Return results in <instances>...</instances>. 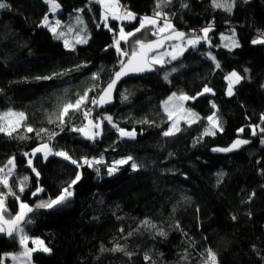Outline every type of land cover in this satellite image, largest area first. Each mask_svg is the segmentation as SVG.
<instances>
[{"label": "trees", "instance_id": "1", "mask_svg": "<svg viewBox=\"0 0 264 264\" xmlns=\"http://www.w3.org/2000/svg\"><path fill=\"white\" fill-rule=\"evenodd\" d=\"M4 2L10 7L0 11V113L14 109L26 119L11 136L0 133V168L4 169L0 176L7 174L11 167L7 162L14 159L9 186L33 208L28 214L32 223L22 225L24 231L51 249L32 253L31 263L206 264L211 249L216 264H264V43H252L264 39V0H229L231 12L214 8L212 0H171L159 10L186 34L185 40L203 36L202 29L212 25L209 40L187 47L177 60L154 65L149 74L122 82L114 105L107 109L91 100L98 99L121 60L127 59L117 53L114 38L120 27L130 32L139 27V18L153 16L160 0H119L137 19L118 23L109 18L108 27L96 0H57L58 27L44 0ZM46 14L50 26L64 35L80 17L87 43L72 41L74 46L66 48V35L56 38L41 25ZM154 30L151 26L141 30L128 44L121 41V48L130 53L134 40L156 38ZM231 33L239 46H221L220 35ZM233 71L242 79L229 96L226 77ZM205 87L212 91L203 93ZM85 92L88 101L81 110L70 111L60 124L57 116L62 106ZM173 93L196 97L184 106L199 119L188 123L192 119L188 117L178 123L179 132L164 136L170 120L162 102ZM89 109V119L101 123V134L94 140L72 130L86 125L83 112ZM214 112L223 131L214 129V135H204L210 127L207 117ZM27 127L34 131L27 132ZM118 128L134 131L135 137H122ZM237 139L249 143L232 152L213 151ZM45 143L53 151L67 152L81 167L59 156L47 160L43 153L33 156V150ZM129 156L139 165L136 171L131 161L116 164ZM101 157L92 167L83 163L85 158ZM112 167L118 170L109 175ZM77 172L80 180L73 185L69 202L54 209L36 208L58 196ZM25 176L29 179L20 193ZM38 187L43 191L33 196ZM7 192L0 185L6 218L19 211V201ZM143 221L155 227H146ZM116 245L124 251H110ZM102 247L109 251H101ZM20 251L18 235L0 238V258ZM3 264L10 261L5 259Z\"/></svg>", "mask_w": 264, "mask_h": 264}, {"label": "snow or ice", "instance_id": "2", "mask_svg": "<svg viewBox=\"0 0 264 264\" xmlns=\"http://www.w3.org/2000/svg\"><path fill=\"white\" fill-rule=\"evenodd\" d=\"M46 4L49 5V11L52 13H55L59 10L60 5L57 3V0H44ZM171 0H160V2L157 3V11L154 12V15L152 17L144 16L139 18L140 23L139 27L135 28L133 31L125 32L123 27H120L119 29V35L118 38H114L113 46H115L117 53L121 57H126V62L124 60H121L120 62V69L119 71H116L114 73V78L111 80V82L108 84L107 88L103 90L102 95L99 98V101L93 99L91 100V103L93 104H104L107 103L111 97V92L115 88L117 82L123 77L128 75L129 73L133 72H144V71H151L153 69L154 65H163L165 63H170L171 61L177 60L180 55L183 54V51L185 50L183 44H172L171 45V51H165L160 52L159 54H155L158 49H161L164 47L165 41H185L186 34L180 31H177L172 23L168 21L167 16L165 13L160 11L163 6H167L168 3H170ZM96 3H99L103 9L101 13V19L104 21V27H108V19L109 17L112 20H135L137 19L136 14L132 13L130 11H127L124 9L120 3L119 0H96ZM212 4L214 8L224 9L225 11L231 12L233 3H230L229 0H212ZM184 7H187V5H183ZM9 5L4 2V0H0V9H9ZM159 19H163L164 23L161 26L159 24ZM78 23H83V20L80 17H77ZM59 20L56 21V27L59 26ZM41 25L44 27L49 28V31H51L56 38H60V36H63V33H56V27H52L49 24L48 15L46 14L41 22ZM99 26V25H98ZM149 26H151L155 31L152 32V35L157 36L156 40L153 41H143L136 39L134 42H132V48L131 52L129 53L127 50L121 48V41H123L125 44L129 43V38L134 37L136 33L141 32V30L147 29ZM111 31L112 29L109 28ZM212 30V25H209L208 27L202 29L203 36H194V38L187 39V44L195 47L197 44L200 43L201 40H209L208 33ZM166 33V34H165ZM264 36V34H262ZM223 38V37H222ZM76 43H87V39L85 38H78ZM252 43H264V39H256L253 40ZM65 47H69V42L67 40L64 41ZM233 47H238V43L233 39L232 41ZM208 56L210 59L215 61V57L211 55V53H208ZM165 57H170V60H165ZM216 67L219 68V63H216ZM177 69L173 68L172 71L175 72ZM247 71V70H246ZM170 74V73H169ZM165 75V79H168V75ZM97 77L94 75L93 79H96ZM37 79H52V77H38ZM226 79L229 81L228 86V95L231 96L233 94V86L235 84L240 83L242 77L236 73L235 71L231 72ZM212 90L208 87H205L203 90V93H209ZM203 93H200L199 95H203ZM124 99H127L125 96ZM189 99H196V97H189L187 95L181 94L177 96L176 93H173L172 96L168 98L167 101L164 102L165 105V111L168 112L169 120H172V126L163 133L164 136H171L174 135L176 132L180 131V128L178 126V120L173 119V112H170L168 109V104L172 100H179V101H186ZM88 101V94L87 92L84 93V95L80 96L78 99L75 100V102H68L65 103L59 115L57 116V120H59L60 124L65 123V117L69 115L70 111H80L82 105H84ZM178 108L183 109V104L177 105ZM213 108L216 107L215 104L212 105ZM183 111L187 114L188 117H191L192 119L188 120V123H194L196 120L199 119L196 113L192 112L189 109H183ZM84 118L88 121V123L81 127V128H73V131L82 133L85 138L89 140H94L97 136H99L101 133L99 131H96L101 128L100 122H93L89 119V116L91 115V110H85L83 112ZM26 119L25 114L23 112H13L9 110L5 113H0V133H5L8 136H11L13 132H15L18 128L23 126V121ZM104 120H107L108 123L112 124L113 127H116V125L112 122V118L110 116H105L103 118ZM207 120L209 122L210 127L205 129L204 135H214L215 132L214 129H218L220 131H223L222 123L217 117L216 113L214 112L211 116L207 117ZM261 120L264 121V115L261 116ZM54 121L50 118L49 123H53ZM27 132H33L34 129L31 127L26 128ZM46 131L45 129H41L40 132ZM117 131L120 133L122 137H129L134 138L135 132H129L124 129H117ZM240 132H243L244 129H239ZM262 132H264V128L261 129ZM253 135L256 134L255 129H253ZM39 135V133H37ZM56 133H53L52 136H55ZM21 139H24L25 137H20ZM51 138V137H50ZM264 143V140L261 141ZM249 141L245 139H237L235 140L229 147L227 148H216L213 149V151H219V152H232L233 150H236L240 148L242 145L248 144ZM37 153H43V157L45 160L50 155L59 156L62 157L65 160H69L72 164L76 165L77 168L81 167V164L75 160L72 159V157L65 151H53V148L49 146V144L45 143L40 145L39 147L35 148L32 152V155H36ZM25 155H28L25 153ZM102 161V157L100 160H88L85 158L83 160V163L86 164L88 167H92L95 163H100ZM131 161V168L133 171H136L139 167L137 163L133 161V158L131 156L127 157L126 159H122L119 161H116L117 165H123L126 163H129ZM8 172L6 176H0V185H3L5 188H8V192L6 195L8 196H14L17 201H19V211L14 215L6 218V212L7 209L5 207V194L0 193V233H6L9 237H13L14 235H19V243L21 245L22 251L18 254L11 255V258L13 260H17L20 257L25 258V260L28 262V264H31V257L32 253L36 251H43L45 253H48L51 251L49 249L44 241L40 240L39 238L31 239L32 245L34 247H28V243L30 240V237L25 233L24 227L22 225L24 224H31L32 219L29 218L28 214L33 212V208L30 207L28 204L24 203L20 200V196L17 195L15 192L12 191L11 187L9 186V180L8 176L12 175L13 169L15 168L14 159L8 160ZM29 167H32V160H28ZM118 169L115 167L109 168L108 173L109 175H112L114 172H116ZM32 171L36 173V176H39V172L36 171L35 167H32ZM4 172L3 168H0V173ZM29 177L25 176L23 177V180L21 181L19 192L23 193L25 191L26 182L28 181ZM80 180V173L77 172L75 175V178L71 180L70 183L66 187H64L60 194L56 196L55 198H51L47 201H42L36 205V208H45V209H54L57 206L64 205L67 202L70 201V198L73 196L72 187ZM42 188H37L35 192L32 193L33 196H36L39 192H42ZM255 195L254 193L252 194ZM252 199V196H249V200ZM233 219H236V217H233ZM142 224L146 227H155V225H152L149 221H143ZM122 231V230H121ZM160 235H164L163 232L159 233ZM131 235V233H129ZM101 251H109L108 249L101 248ZM112 252H121L124 251L119 245H116L112 249H110ZM127 255H131L130 253H126ZM9 255V254H6ZM150 257L145 256V260H149ZM264 259V257H262ZM0 264H3V258H0ZM206 264H216V255L214 252L211 251V249L207 250V261Z\"/></svg>", "mask_w": 264, "mask_h": 264}, {"label": "rangeland", "instance_id": "3", "mask_svg": "<svg viewBox=\"0 0 264 264\" xmlns=\"http://www.w3.org/2000/svg\"><path fill=\"white\" fill-rule=\"evenodd\" d=\"M0 11H1V9H0ZM57 12H59V10L57 11ZM57 12H55L54 14H53V21L52 22H54V20H59V18H58V16L56 15L57 14ZM149 17H152V16H149ZM168 19V18H167ZM126 21H129V20H126ZM131 21H133V20H131ZM130 21V22H131ZM168 21H170L169 19H168ZM171 22V21H170ZM140 23V22H139ZM163 23H164V20L163 19H159V24L162 26L163 25ZM52 27H54V25H52ZM67 29V35H66V33H65V35H66V37L63 39L64 41L65 40H67L68 42H69V45H71V46H69V47H67V48H72L74 45H73V43H72V41H77V39L78 38H84L85 37V35H84V33H83V31L85 32V30H84V28H83V26L82 25H79V23L76 21L75 22V24H72V26L71 27H67L66 28ZM155 31V30H154ZM64 35V34H63ZM64 35V36H65ZM118 35H119V31L117 32V34H116V38H118ZM223 37V38H222ZM156 38H157V36H156ZM233 39L236 41V43H238L237 42V38L235 37V35H234V33H231V34H221L220 35V45L221 46H223V47H227V48H230V47H233L232 46V41H233ZM63 41V42H64ZM184 42V43H183ZM183 42H177V43H175V44H183V46H184V48L186 49L187 47H189L190 45H188L187 44V40H185V41H183ZM172 45V44H171ZM171 45H169V44H167L166 46H165V48H163V49H161L160 51H158V52H156L155 54H159L160 52H165V51H171ZM165 60H168V59H170V57H165L164 58ZM227 94H228V90H227ZM179 95H181V94H177V96H179ZM170 96H172V95H170ZM169 96V97H170ZM168 97V98H169ZM168 98L166 99V100H164L163 102H162V109H163V111H164V113L166 114V116H167V118L169 119V117H168V112H166L165 111V105H164V102L165 101H167L168 100ZM183 104V109H186L185 108V106H184V103H185V101H179V100H172L171 102H169V104H168V109H169V111L170 112H173V119L174 120H178V123L180 122V121H182V120H188L187 118H188V116H187V114L183 111V109H180V108H178L177 107V105H179V104ZM9 110H11V111H13V112H20V111H17V110H14V109H9ZM9 110H5V111H3L2 113H5V112H8ZM87 123H88V121H87ZM86 123V124H87ZM172 123H173V121L172 120H170V124H169V128L172 126ZM96 131H99V129L98 130H96ZM7 174H2V176H6ZM8 178V177H7ZM4 234H6V233H4ZM18 238H19V235H18ZM28 247H34V245H32V243H31V239L29 240V243H28ZM21 251H22V248H21ZM20 251V252H21ZM19 252V253H20ZM11 255H14V254H9V255H4V257H5V259L6 260H8V261H10V264H28V262L25 260V258H23V257H20L19 259H17V260H13L12 258H11ZM4 258H3V260H5ZM32 264V263H31Z\"/></svg>", "mask_w": 264, "mask_h": 264}, {"label": "water", "instance_id": "4", "mask_svg": "<svg viewBox=\"0 0 264 264\" xmlns=\"http://www.w3.org/2000/svg\"><path fill=\"white\" fill-rule=\"evenodd\" d=\"M156 39H157V38H154V39H152V40H150V41H153V40H156ZM175 41H179V40L165 41V44H167V43H174ZM165 44H164V46H165ZM163 48H164V47H163ZM163 48H161V49H163ZM161 49H158L157 52L160 51ZM125 62H126V61H125ZM119 69H120V67L118 68L117 71H119ZM153 69H154V66H153ZM153 69H152L151 71L133 72V73H129V74L126 75V76H123V77L117 82L115 88L112 90V92H111V97H110L109 101H108L107 103H104V104H97V106H98L99 108H101V109H107V108L112 107V106L114 105V97H115L116 90H117L118 86H119L122 82H124V81L127 80V79L137 78V77H140V76H143V75L149 74V73H151V72L153 71ZM113 78H114V75H113L112 79H113ZM112 79H111V80H112ZM110 82H111V81H110ZM110 82H109V83H110ZM109 83H108V84H109ZM108 84L104 87V89L107 88ZM104 89H103V90H104ZM103 90H102V92L100 93V95H99L97 101H99V98H100V96H101L102 93H103ZM4 235H5L4 233H0V238H2Z\"/></svg>", "mask_w": 264, "mask_h": 264}, {"label": "crops", "instance_id": "5", "mask_svg": "<svg viewBox=\"0 0 264 264\" xmlns=\"http://www.w3.org/2000/svg\"><path fill=\"white\" fill-rule=\"evenodd\" d=\"M100 5V4H99ZM100 8H101V13H102V11H103V9H102V7H101V5H100ZM110 18V17H109ZM118 23L119 22H121L120 20H116Z\"/></svg>", "mask_w": 264, "mask_h": 264}, {"label": "built area", "instance_id": "6", "mask_svg": "<svg viewBox=\"0 0 264 264\" xmlns=\"http://www.w3.org/2000/svg\"><path fill=\"white\" fill-rule=\"evenodd\" d=\"M124 9L127 8V5L120 4Z\"/></svg>", "mask_w": 264, "mask_h": 264}, {"label": "bare ground", "instance_id": "7", "mask_svg": "<svg viewBox=\"0 0 264 264\" xmlns=\"http://www.w3.org/2000/svg\"><path fill=\"white\" fill-rule=\"evenodd\" d=\"M167 44H169V43H167ZM167 44H165V46H166ZM165 46H164V47H165Z\"/></svg>", "mask_w": 264, "mask_h": 264}]
</instances>
